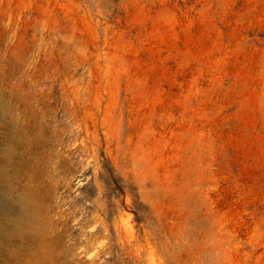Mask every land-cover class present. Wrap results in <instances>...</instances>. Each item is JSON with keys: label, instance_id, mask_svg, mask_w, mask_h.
I'll use <instances>...</instances> for the list:
<instances>
[{"label": "rangeland", "instance_id": "1", "mask_svg": "<svg viewBox=\"0 0 264 264\" xmlns=\"http://www.w3.org/2000/svg\"><path fill=\"white\" fill-rule=\"evenodd\" d=\"M0 264H264V0H0Z\"/></svg>", "mask_w": 264, "mask_h": 264}, {"label": "bare ground", "instance_id": "2", "mask_svg": "<svg viewBox=\"0 0 264 264\" xmlns=\"http://www.w3.org/2000/svg\"><path fill=\"white\" fill-rule=\"evenodd\" d=\"M126 227V226H125ZM128 231V230H127Z\"/></svg>", "mask_w": 264, "mask_h": 264}]
</instances>
